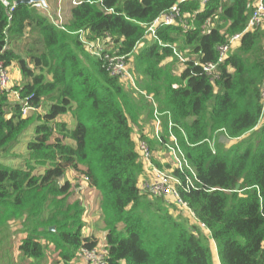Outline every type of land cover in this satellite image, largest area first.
<instances>
[{
    "label": "trees",
    "instance_id": "1",
    "mask_svg": "<svg viewBox=\"0 0 264 264\" xmlns=\"http://www.w3.org/2000/svg\"><path fill=\"white\" fill-rule=\"evenodd\" d=\"M254 1L210 0L201 7L198 0H77L64 26L33 6L16 5L9 14L0 4V60L26 79L0 93V152L33 133L22 169L0 164V246L12 242L10 225L20 223L23 260L44 259L41 239L58 253L54 264H81L83 249L99 247L82 233L81 204L67 207L61 199L71 187L69 169L102 196L104 264H215L207 236L183 209L139 189L144 171L135 139L154 153L172 136L197 179L188 170L174 172L195 185L181 198L208 229L218 264H264V22L232 46L217 79L203 72L217 62L218 47L244 30ZM175 6L189 15L188 26L159 27L158 41L135 52L148 27ZM31 29L37 39L22 56L9 45ZM82 36L125 57L140 78L127 80L131 89L136 82L137 99L86 52ZM176 65L183 69L175 73ZM14 92L35 110L28 117ZM42 101L48 107L39 114ZM154 106L160 140L153 136ZM66 115L72 127L59 120ZM39 168L43 174L35 175Z\"/></svg>",
    "mask_w": 264,
    "mask_h": 264
},
{
    "label": "built area",
    "instance_id": "2",
    "mask_svg": "<svg viewBox=\"0 0 264 264\" xmlns=\"http://www.w3.org/2000/svg\"><path fill=\"white\" fill-rule=\"evenodd\" d=\"M201 7L206 6L210 0H198ZM73 5H77L76 1H72ZM0 4L8 10L10 14L16 7L15 0H0ZM35 8H42L40 4L33 6ZM188 16V17H186ZM188 14H182L177 6L170 9V11L158 19H156L147 29L145 36L142 41L145 43L158 41L156 37V29L159 27L177 25L182 28L188 26L189 21ZM10 19V18H9ZM264 22V0H255L251 15L249 16L246 27L241 33H238L224 44L218 47V60L216 63H208L203 65V72L206 75H214V79L218 78L216 73L218 67L224 63L225 59L228 57L229 51L237 44L244 33L253 32L255 29L259 28ZM57 24V23H56ZM91 44V43H88ZM97 46H100L97 44ZM111 49L95 48L94 55L95 57L101 58L104 62L106 72L112 76L119 79H125L133 81L132 76L128 72V66L125 62V57L111 56ZM177 55V54H175ZM10 86V76L9 68L5 67L4 62L0 60V93L8 91ZM261 96V105H262V118L264 115V83L260 90ZM14 99L20 102L21 105V116L25 118L27 114L31 111V108L27 100H21L16 92H14ZM172 124L169 122V128ZM161 134V114L158 113L156 107L154 106V122H153V136L160 140L159 136ZM137 150L140 156V160L143 166V171L147 172V179L142 178L139 184V189L148 195L149 198H162L164 200L170 199L171 203L183 209L190 220L195 221L194 225L200 230H204L211 239L208 229L200 224L195 215L189 210L187 204L181 198V191L188 192L192 189H195V185L189 176H183L184 181L178 176L173 175L175 171H178L181 175L185 174V170H188L192 173L194 180L197 181L195 174L188 166L184 153L180 150L178 143L174 137H170L171 145H165L168 147L170 159L173 163L172 168L168 169H159L155 166L153 162L154 154L150 150L148 144L142 140H136ZM170 174V175H169ZM144 179V180H143ZM203 232V231H202ZM208 238V237H207ZM212 240V239H211ZM213 242V241H212ZM215 247V245H214ZM98 247L94 250L83 249L81 252V264H104V259L107 255L105 248L98 254Z\"/></svg>",
    "mask_w": 264,
    "mask_h": 264
},
{
    "label": "rangeland",
    "instance_id": "3",
    "mask_svg": "<svg viewBox=\"0 0 264 264\" xmlns=\"http://www.w3.org/2000/svg\"><path fill=\"white\" fill-rule=\"evenodd\" d=\"M72 1L77 2V0H47L49 7L52 9V11H51V9L49 10L50 13L46 12L42 8H36V9L40 13L41 16L49 18L51 22L57 23L59 26H64V25H67V23L69 22V18H70L69 9L73 5ZM254 3H255V1H254ZM186 17H188V16H186ZM206 30H208V28H206ZM34 34H36V33L33 32L32 29L27 30L26 34L23 37L13 41L11 43V45H9L10 48H13L14 51H16L18 54H20L22 56H26L28 47L32 46L31 43L35 39H37V36H35ZM82 40H84L83 42L85 45L86 52L89 53L90 55H92V54L94 55L95 48H97V49H100V48L110 49V47H109L110 45L108 46L105 43V41H103L99 44H98V42L95 43V42H92L89 40H86L87 42H85L84 36H82ZM148 42H146V43H148ZM88 43H91V44H88ZM146 43L144 41L139 43L136 47L135 52H139L143 47H145ZM97 44L100 46H97ZM110 52H111V50H110ZM180 56L183 58L182 55H180ZM127 66L131 71V72H129V69H128L129 74L132 73L131 66L129 64H127ZM181 69H183L182 65H180V66L176 65L175 73L178 72L177 70L180 71ZM132 75L133 76L131 78H133L134 81H136V82L140 81L139 76H137L134 72L132 73ZM9 76H10L11 82L13 81V84H11V85H17V84L23 85V83L26 80L21 75V71L19 70V68H14L12 70L10 69L9 70ZM48 79H50V77H48ZM121 82L127 86L128 91L131 92L132 96L135 99H137L138 98L137 94H139V90L135 85L136 82H135V84L134 83L132 84V89L128 86L129 84L127 83V80L122 79ZM11 85L9 86V88L11 87ZM147 99L151 100V98H149V97H147ZM47 107H48L47 101H42L41 108L38 110L37 113H39V114L41 112L44 113L47 110ZM33 111H35V110H33ZM33 111H30L26 117L31 115ZM63 118L65 119V116L59 118V120L61 121ZM66 119H67V122H69L68 123L69 126L71 125V127H72L73 126V123H72L73 120L71 119L70 115L66 116ZM261 122L264 123V115H263ZM55 137H58V135H55ZM32 138H33V133L31 130V131L26 132V134L23 135L18 140V143L15 145V147L13 148L12 151H10L9 153L8 152H0V164L3 166H7L9 168L22 169L25 165L26 160H27L26 144ZM218 142L225 148L228 145H230V142L228 140H226L224 137H218ZM65 143L71 144V141L67 140V141H65ZM231 143H233V142H231ZM166 145H169V144H166ZM153 154H154V164L157 168L162 169V170L168 169L169 167L172 168L173 163L170 159L168 147H166L165 145H163V147H157L156 151H154ZM43 172H44V169L39 168L36 170L35 175L43 174ZM65 175H66L65 179H66V181H68V183L70 184L71 187H70V190H69V193L67 194V196H64L61 199H65V205L67 207L71 206L77 202L79 204H81V206L83 208L82 222L84 225L82 233L84 236L93 237L94 239H96L98 241L99 247H98L97 251H98V254L101 255L100 253L105 248V238H104V236H105L104 235L105 234V225H104V221H103L102 210L100 208V201H101L102 196L94 188H91L90 186L87 185L86 180L81 176L80 173H76L75 171L68 169ZM147 177H148V174H147V172L144 171L142 176H141V179L142 178L147 179ZM62 182L63 181H61V183ZM166 201L168 203L171 202L170 199H166ZM164 208L167 211H171V212L172 211L174 212V210H175L173 205H166V206H164ZM189 222H190V224L194 225L195 221L189 220ZM15 228H16V230L12 233L13 236L10 237L13 239V241L11 243L10 242H7V243L4 242L0 246V248H1L0 249V264H54V263H57L60 261V257L58 256V253L55 252L53 246L48 244L44 239H41V243L45 246V250H44L45 257H44V259H41L39 261L31 260V259H24L23 260L21 258V256L19 255V251L17 250V247L19 245L18 243L21 242V239L26 234H24L21 231L22 226L20 223L17 226H15V223H12L10 225L11 230H14ZM202 231H201V234L203 236L208 237L207 242H208L209 247L212 250L213 261L215 264H218L217 254H216V250L214 248V243L209 238L208 234H206L204 232V230H202ZM16 237H17V247H16V244L14 242V239L16 240ZM2 246H4V247H2ZM10 247H11V250H10V252H8Z\"/></svg>",
    "mask_w": 264,
    "mask_h": 264
},
{
    "label": "crops",
    "instance_id": "4",
    "mask_svg": "<svg viewBox=\"0 0 264 264\" xmlns=\"http://www.w3.org/2000/svg\"><path fill=\"white\" fill-rule=\"evenodd\" d=\"M46 3H47V0H46ZM47 5H48V3H47ZM49 6V5H48ZM50 8V7H49ZM51 9V8H50ZM43 10H45V9H43ZM46 12H48V13H50L49 11H47V10H45ZM51 11H52V9H51ZM14 68H18L17 66H11L10 68H9V70L11 69H14ZM20 78V77H19ZM11 84H13V81L11 82V80H10V85ZM18 85V84H17ZM11 86H14V85H11ZM66 116H68V115H66ZM66 116H65V119L63 118L61 121H63V122H65V123H67V125L69 126V122H67V119H66ZM142 119V120H141ZM140 120H141V122H139V124L141 125V128H142V126H143V128L142 129H144V131H146L147 132V128H149L150 126H149V123H150V120L149 121H144V116L143 117H141L140 118ZM73 123V122H72ZM69 127H71V125L69 126ZM19 223H15V226H17ZM16 230V228L14 229V230H11L12 232H14ZM25 238V235L23 236V238L21 239V240H23ZM12 241H13V239H12ZM14 242H15V244H16V247H17V237H16V240L14 239ZM19 244V243H18Z\"/></svg>",
    "mask_w": 264,
    "mask_h": 264
},
{
    "label": "water",
    "instance_id": "5",
    "mask_svg": "<svg viewBox=\"0 0 264 264\" xmlns=\"http://www.w3.org/2000/svg\"><path fill=\"white\" fill-rule=\"evenodd\" d=\"M20 4L29 5V6H35L37 4H40L42 9H45L47 11L50 10L49 6L46 3V0H18L16 1V5H20ZM51 230H54V228H51Z\"/></svg>",
    "mask_w": 264,
    "mask_h": 264
}]
</instances>
